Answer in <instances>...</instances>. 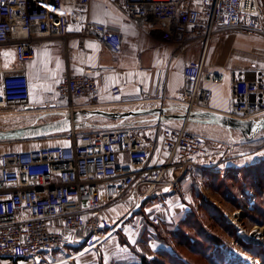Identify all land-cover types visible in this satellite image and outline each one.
Returning a JSON list of instances; mask_svg holds the SVG:
<instances>
[{
    "label": "built area",
    "instance_id": "obj_1",
    "mask_svg": "<svg viewBox=\"0 0 264 264\" xmlns=\"http://www.w3.org/2000/svg\"><path fill=\"white\" fill-rule=\"evenodd\" d=\"M90 4L91 0H0L2 119L30 112L33 106L24 63L34 59L40 40L66 43L71 37H96L111 54H123L121 30L93 23ZM115 8L142 29L175 40L182 51L190 36L203 39L206 45L226 32L264 39L261 0H115ZM83 51L87 49L83 47ZM5 52L12 55L5 56ZM70 52L67 48L68 57ZM111 71L117 68L86 66L80 74L66 73L47 94L40 106L42 114L121 112L163 101L153 98L143 86H139L140 97L136 100L115 86L110 92L116 101L104 104L100 83ZM182 72L189 85L174 99L179 105L177 115L209 112L212 93L207 86L230 78L228 115L254 123L264 119V73L248 80L235 72L226 75L209 71L204 60L187 62ZM188 124L164 128L156 154L148 139L136 133L139 128L134 125L70 132L60 135L64 144L0 153V264H49L48 256L56 253H71L66 261L79 257L81 252H96L155 193L175 190L185 176L225 169L221 164L231 160L234 168L238 166L234 157L227 158L211 148L207 139L188 132ZM175 169L180 170V176L172 179L168 175ZM126 201L136 207L119 223L111 222L112 205ZM253 204L251 200L248 208L252 209ZM238 212L231 216L224 212V216L241 235ZM260 236L257 230L250 235L253 239Z\"/></svg>",
    "mask_w": 264,
    "mask_h": 264
},
{
    "label": "crops",
    "instance_id": "obj_2",
    "mask_svg": "<svg viewBox=\"0 0 264 264\" xmlns=\"http://www.w3.org/2000/svg\"><path fill=\"white\" fill-rule=\"evenodd\" d=\"M101 0H91L89 7V18L93 21L94 5H97ZM114 15L120 17L121 23L124 26L131 25L137 35H129L125 37L121 31L124 43V52L121 55L115 56L98 41L96 37L90 39H83L80 37H71L66 43L60 40L42 39L36 44L35 56L32 61L24 63L27 74L31 84L32 102L34 106L40 107L47 99V94L54 90L57 83L63 78L66 73L77 75L82 72L86 66H111L117 68V71H111L104 74V78L100 83V92L102 95V102L104 104H111L116 99L111 94V88L120 86L122 91L131 99H139V86H143L145 90L155 99L162 98L163 101H155L146 104H141L138 107L151 109L163 106L179 107L174 102L189 85V82L183 75V67L189 61L204 60V65L209 71L223 73L229 75L231 73L242 74L248 80L259 78L264 73V40L263 39H250L242 37L235 32H226L215 36L206 45L204 40L197 36H190L185 42V47L178 48L177 43L173 39H165L159 37L156 33L144 30L138 24L127 20L124 15L114 7ZM109 26L118 28L120 27ZM121 30V29H120ZM94 45L95 47H89ZM83 47L87 52L83 51ZM67 48L70 49V57L66 54ZM136 48L137 51L134 55L137 57L138 65L133 66L130 60H127L128 55L133 54L132 49ZM143 50L140 51L139 49ZM48 55L45 56L44 53ZM168 55L165 56L164 53ZM37 53L40 55L38 56ZM157 54H159L157 58ZM59 61V67H57ZM125 64L124 68L120 67L121 63ZM156 64V67L153 65ZM92 67V66H91ZM131 73V75L129 74ZM207 88L211 91L210 112L228 115L231 107V93L232 82L228 78L224 83L208 85ZM50 89V90H49ZM176 112V111H175ZM170 115H177L170 113ZM98 120H103L99 119ZM133 123L143 131V136L148 139V144L152 145L154 154L160 149L161 135L158 139L154 138V130L170 128H180L182 121L173 120L168 122L159 123L153 121L151 117L137 118L127 121ZM188 132L201 136L209 142L215 141V147H225L223 150L218 151L225 155L227 158H235V152L239 155L237 161H242V165L255 166L264 162V155L255 153L251 155L248 161H243L245 156L241 153V143L245 141L242 135L236 131H231L219 126L205 125L201 123H189ZM252 142V141H251ZM27 146V150L31 143H23ZM64 144V143H63ZM256 143H251L255 146ZM5 145V144H0ZM9 145V144H8ZM54 146V145H53ZM218 147V148H220ZM24 148V150H26ZM220 150V149H219ZM230 153V154H229ZM236 159V158H235ZM232 161V160H231ZM229 161L225 164V171L230 170L232 162ZM250 163H247L249 162ZM244 162V163H243ZM223 169H216L215 172ZM224 171V172H225ZM227 174V173H224ZM205 173H198L195 176H185L180 179L178 187L175 190H168V192L155 193L150 197L147 202H154L153 208L159 217L170 216L172 218H184L190 213L192 208L198 206L196 202L204 201L198 187L201 182V176ZM172 179L180 176V170H171L168 175ZM121 207L117 208L119 212ZM127 212L122 218H125ZM135 214V213H134ZM131 215L120 226H123L134 216ZM120 220V221H121ZM119 221V222H120ZM118 222V223H119ZM114 234L110 236L112 238ZM93 253L89 252L81 256L68 259L69 254H65L66 258L52 259L47 258L49 264H88L94 262ZM31 264V263H24Z\"/></svg>",
    "mask_w": 264,
    "mask_h": 264
},
{
    "label": "rangeland",
    "instance_id": "obj_3",
    "mask_svg": "<svg viewBox=\"0 0 264 264\" xmlns=\"http://www.w3.org/2000/svg\"><path fill=\"white\" fill-rule=\"evenodd\" d=\"M261 1L264 5V0ZM18 118L20 117L11 119L0 117V126L11 127L19 124L21 121H18ZM12 119L13 121H10ZM54 120L55 117H45L42 123ZM93 123L111 124L107 120L98 119L93 120ZM162 130H154V138L158 139ZM91 131L92 129H88L81 132ZM136 133L143 134V131L139 129ZM62 139L63 137L53 136L27 143H31L29 149L44 148L65 143ZM208 143L215 147L213 146L215 141L211 140ZM251 143L256 144L252 146ZM241 144V153L245 156L244 162L255 153H264V131L254 141ZM218 147L216 151L225 148ZM24 148L26 149L27 146L23 143L0 145V153L28 149L24 150ZM239 152L234 153L236 160L239 159L236 156L240 154ZM221 165L225 166V164ZM237 165L236 168L231 166L230 170L226 171L224 169L219 172L207 171L201 176L202 190L199 191L204 201L196 202L198 206L192 208L184 218H172L169 215L161 218L153 208L155 205L153 200L143 203L123 228L119 227L118 232L93 253L94 262L88 264H104L105 256L108 257V264H141L143 261L149 264L156 262L158 264H264V191L258 194L253 186V180L256 182L259 175L264 173V162L258 166V172L252 173L249 172L251 168L249 164L242 165V161H237ZM260 171L262 172L259 173ZM251 200H254L252 208L254 212L246 214L242 207L245 206V202L249 203ZM118 207H121L119 212ZM135 207L136 204L128 201L124 204H113L109 216L111 222H118ZM238 210L241 211L239 221L242 225L241 235L224 216V212L230 216L237 215ZM255 230L261 234L260 239L250 237ZM49 258H66V255L56 253ZM256 259H258L257 263L254 262Z\"/></svg>",
    "mask_w": 264,
    "mask_h": 264
},
{
    "label": "water",
    "instance_id": "obj_4",
    "mask_svg": "<svg viewBox=\"0 0 264 264\" xmlns=\"http://www.w3.org/2000/svg\"><path fill=\"white\" fill-rule=\"evenodd\" d=\"M177 110V107L170 106L151 109L140 108L121 112L81 110L75 111L72 114L50 113L43 115L41 118L55 117L56 120L46 123H34L20 128L0 130V144L40 141L53 136L87 129L111 130L132 127L133 123H128L127 121L143 117H151L153 121L159 123L179 120L187 123L219 126L240 133L247 142L254 141L264 131V119L258 123L252 121L246 122L234 119L229 115L218 114L212 111H196L189 115L187 113L183 115H170V113H175ZM97 118L107 120L111 124L99 125L93 123V120Z\"/></svg>",
    "mask_w": 264,
    "mask_h": 264
},
{
    "label": "snow or ice",
    "instance_id": "obj_5",
    "mask_svg": "<svg viewBox=\"0 0 264 264\" xmlns=\"http://www.w3.org/2000/svg\"><path fill=\"white\" fill-rule=\"evenodd\" d=\"M115 7V0H101V2L97 5H94V12H93V23L95 24H99V25H103L105 27V29L108 28L109 24H112L113 26H119L123 35L125 37H127L129 35V30H131V35L135 36L137 35V33L135 32L134 28H132L131 25L128 26H124L121 23V19L120 17H116L114 15V9ZM69 31H71V29H69ZM124 43H127V39H125L123 41ZM89 47H95L94 45H89ZM140 51H142L143 49L140 48ZM137 51L136 48L132 49V53L131 55H128L126 57L127 60H130L133 66H137L138 65V60L137 57L134 55V53ZM5 56H11L12 53L10 52H5L4 53ZM37 55L39 56L40 54L37 53ZM45 56L48 55L47 52L44 53ZM165 56L168 55L167 52L164 53ZM159 54H157V58H158ZM92 67H95V65H91ZM57 67H59V61H57ZM121 68L125 67V64L122 62L120 64ZM153 67H156V64L153 65ZM131 75V73H129ZM50 90V89H49ZM118 99V97H117ZM253 131H255V129H253ZM244 155V154H242ZM261 155H264V153H262ZM248 157H246L247 159ZM165 191H168V189H165ZM113 211H115V209H113ZM132 243H135V241H132ZM88 251V250H85ZM85 255L84 252H81L80 256L81 258H83ZM104 264H108V257L105 256L104 257Z\"/></svg>",
    "mask_w": 264,
    "mask_h": 264
},
{
    "label": "flooded vegetation",
    "instance_id": "obj_6",
    "mask_svg": "<svg viewBox=\"0 0 264 264\" xmlns=\"http://www.w3.org/2000/svg\"><path fill=\"white\" fill-rule=\"evenodd\" d=\"M29 111L30 112H27V113H26V111L25 112H21L18 116H14L16 118L20 117L17 120L21 121V122L19 124L13 125L11 127H9V126L5 127L4 126L3 130L25 127V126H28V125H31V124H34V123H40V122L43 121V119H45V118H41L43 116V114H42V111H41L40 107L33 105V106L30 107ZM11 118H13V116L12 117H7V119H11ZM10 121H13V119L10 120Z\"/></svg>",
    "mask_w": 264,
    "mask_h": 264
},
{
    "label": "trees",
    "instance_id": "obj_7",
    "mask_svg": "<svg viewBox=\"0 0 264 264\" xmlns=\"http://www.w3.org/2000/svg\"><path fill=\"white\" fill-rule=\"evenodd\" d=\"M264 3V2H263ZM264 6V5H263ZM263 162H261V163H259L258 165H255V166H251V168H249V172L251 171V173L253 172V171H259V168H258V166L260 165V164H262ZM262 171H260L259 173H261ZM247 173H248V171H247ZM250 173V174H251ZM249 174V173H248ZM251 178L252 179H254L253 178V176H251ZM257 180V181H256ZM255 181L256 182H254V180H253V186H254V188L256 189V192L258 193V194H260V193H262L263 191H264V173L261 175H259V179L257 178ZM248 202H245V206H243L242 207V209L244 208V210L246 211V214H250V213H253L254 212V209H249L248 208ZM194 242H196L195 240H194ZM141 264H149L147 261H143ZM155 264H158V262H156Z\"/></svg>",
    "mask_w": 264,
    "mask_h": 264
},
{
    "label": "bare ground",
    "instance_id": "obj_8",
    "mask_svg": "<svg viewBox=\"0 0 264 264\" xmlns=\"http://www.w3.org/2000/svg\"><path fill=\"white\" fill-rule=\"evenodd\" d=\"M143 205V204H142ZM139 210V209H138Z\"/></svg>",
    "mask_w": 264,
    "mask_h": 264
}]
</instances>
